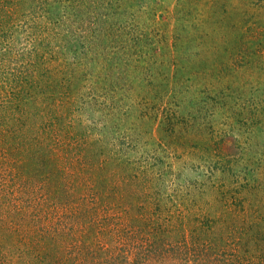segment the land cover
<instances>
[{
    "label": "rangeland",
    "instance_id": "rangeland-1",
    "mask_svg": "<svg viewBox=\"0 0 264 264\" xmlns=\"http://www.w3.org/2000/svg\"><path fill=\"white\" fill-rule=\"evenodd\" d=\"M0 264H264V0H0Z\"/></svg>",
    "mask_w": 264,
    "mask_h": 264
}]
</instances>
